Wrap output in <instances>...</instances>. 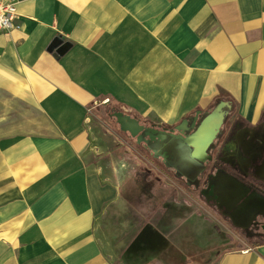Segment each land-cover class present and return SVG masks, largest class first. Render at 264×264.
Wrapping results in <instances>:
<instances>
[{"label": "crops", "instance_id": "obj_1", "mask_svg": "<svg viewBox=\"0 0 264 264\" xmlns=\"http://www.w3.org/2000/svg\"><path fill=\"white\" fill-rule=\"evenodd\" d=\"M15 1L0 31V264H117L98 234L125 203L95 163L102 103L166 123L225 97L264 147V0ZM211 264H264V241Z\"/></svg>", "mask_w": 264, "mask_h": 264}, {"label": "rangeland", "instance_id": "obj_2", "mask_svg": "<svg viewBox=\"0 0 264 264\" xmlns=\"http://www.w3.org/2000/svg\"><path fill=\"white\" fill-rule=\"evenodd\" d=\"M222 99L215 101L210 111L197 110L178 122L161 123L135 115L154 129L142 131L140 137L121 130L112 116L114 111L128 113L121 105L107 102L94 109L90 125L107 154L95 163L103 166L107 175L116 173V181L123 183L125 203L110 209L98 228L115 263L211 264L226 249L264 241L262 228L252 223L257 210L247 208L252 218L247 229L234 225L230 214L237 211L239 203L258 199L259 193L264 198V147L257 144L262 138H257L251 127L242 128L240 120H234L232 103ZM220 102L227 104L223 107V123L207 151L210 158L200 162L175 136L193 130ZM184 120L188 129L181 132L177 126ZM218 121L208 122V132ZM252 185L261 188L256 191ZM261 215L264 217V212L257 217ZM152 227L164 235L167 246H173L165 258L149 250L137 252L140 234L144 231L145 236Z\"/></svg>", "mask_w": 264, "mask_h": 264}, {"label": "water", "instance_id": "obj_3", "mask_svg": "<svg viewBox=\"0 0 264 264\" xmlns=\"http://www.w3.org/2000/svg\"><path fill=\"white\" fill-rule=\"evenodd\" d=\"M226 102H220V104L210 113H208L200 122L199 124L195 125V128L191 131H189L185 136H183L182 134H178L177 136H175L177 139H179L181 141V143H183L184 145L188 146L190 148V156L195 159V160H199L201 161H205L208 158H210V156L207 157V151L210 149V147L213 145L215 139L217 138L219 132H220V127L223 123V107L226 106ZM112 116L116 118L118 124L120 125L121 130L129 132L131 134V136H139V134L142 131H153L154 129L148 128L146 127L144 124H142L140 122V120H138L137 118H135L134 116L127 114L123 111H114L112 113ZM194 121H197L198 117L195 116L194 117ZM218 119V123L215 125V127H213V129L211 130L212 132V137L209 140V142L206 144V146L204 148H198V145L196 143V135L201 133V128L203 126V124L208 121H212V120H216ZM187 120H184L181 124H179L177 126V129L180 130L181 132H184L185 129H188L187 127ZM196 123V122H195ZM194 125V123H193ZM194 127V126H193ZM156 131V130H155ZM161 134H164V132H159ZM198 153H200V156L198 155ZM244 207L243 210H241V212H245V215H247L248 213V205H246V201H243L242 204ZM251 206H255V207H259L261 209V212H264V199H254L251 201ZM249 215V214H248ZM246 216L247 220H246V224L244 225L245 228L247 229L248 224L250 222V220H252L251 216ZM254 218V217H253Z\"/></svg>", "mask_w": 264, "mask_h": 264}, {"label": "trees", "instance_id": "obj_4", "mask_svg": "<svg viewBox=\"0 0 264 264\" xmlns=\"http://www.w3.org/2000/svg\"><path fill=\"white\" fill-rule=\"evenodd\" d=\"M157 229L154 227L151 228V231L144 236V231L140 234V238L137 240V252L141 253L142 251H152L155 256H160L165 258L166 252L170 251V248L173 246H167V240L157 232ZM258 243V242H257ZM165 244V245H164ZM164 245V246H163ZM133 247V246H132Z\"/></svg>", "mask_w": 264, "mask_h": 264}, {"label": "built area", "instance_id": "obj_5", "mask_svg": "<svg viewBox=\"0 0 264 264\" xmlns=\"http://www.w3.org/2000/svg\"><path fill=\"white\" fill-rule=\"evenodd\" d=\"M18 16L15 0H0V31L15 28Z\"/></svg>", "mask_w": 264, "mask_h": 264}, {"label": "flooded vegetation", "instance_id": "obj_6", "mask_svg": "<svg viewBox=\"0 0 264 264\" xmlns=\"http://www.w3.org/2000/svg\"><path fill=\"white\" fill-rule=\"evenodd\" d=\"M252 188H254L256 191H259L261 187L259 188V187H256V186L252 185ZM254 199L255 198L252 197V199L246 201V205H248V208H250L249 210L251 212H254V211L259 209V208L251 206V201L254 200ZM244 207L245 206H243V205H241V203H239L237 208H236V210H237L236 212L233 211V210L230 211V214L233 215L232 216L233 218H231V221L236 226L242 225L243 222L245 221V218H244L245 214L241 213V210H243ZM258 215L259 214H256V217L254 216V218L252 220L253 226L255 228H258V229L261 227L262 230H263L262 232H264V228H263L264 227V217L261 215L260 218H258L257 217Z\"/></svg>", "mask_w": 264, "mask_h": 264}, {"label": "bare ground", "instance_id": "obj_7", "mask_svg": "<svg viewBox=\"0 0 264 264\" xmlns=\"http://www.w3.org/2000/svg\"><path fill=\"white\" fill-rule=\"evenodd\" d=\"M209 122V121H208ZM208 122L204 123L202 128L200 129L201 130V133L197 134L196 135V143L198 145V148H203L204 145H206V143L209 142V140L211 139L212 137V132H208L207 130V126H208Z\"/></svg>", "mask_w": 264, "mask_h": 264}]
</instances>
